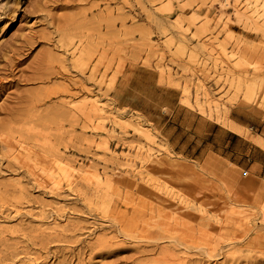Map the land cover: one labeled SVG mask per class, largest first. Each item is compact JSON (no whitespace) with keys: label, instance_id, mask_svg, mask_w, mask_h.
<instances>
[{"label":"rangeland","instance_id":"374dc122","mask_svg":"<svg viewBox=\"0 0 264 264\" xmlns=\"http://www.w3.org/2000/svg\"><path fill=\"white\" fill-rule=\"evenodd\" d=\"M157 75L190 116L161 114ZM245 113L264 114V0H0V264H264V182L222 153L227 130L258 144Z\"/></svg>","mask_w":264,"mask_h":264},{"label":"crops","instance_id":"0c3cea01","mask_svg":"<svg viewBox=\"0 0 264 264\" xmlns=\"http://www.w3.org/2000/svg\"><path fill=\"white\" fill-rule=\"evenodd\" d=\"M147 88L151 91L160 93L156 104L161 109V114H166L168 116H176L177 114L190 116L178 111L181 98L180 91L175 87L161 84L158 75L149 82ZM123 107L131 108V105H123ZM134 110L141 112L138 108H134ZM143 114L144 116H153L151 113ZM243 117H245V126L254 134L253 139L258 136V138L263 141L264 114L245 113ZM213 130L214 128L210 131V136L213 135ZM236 144L243 145V150L240 152L238 151L239 154L234 157L236 152L234 145ZM223 148L222 153L226 155V158L229 160H236L237 165L244 168L245 173L250 178H253L255 182L258 183L264 182V141L262 145H259L246 136L244 137L231 130H227V137Z\"/></svg>","mask_w":264,"mask_h":264},{"label":"bare ground","instance_id":"6f19581e","mask_svg":"<svg viewBox=\"0 0 264 264\" xmlns=\"http://www.w3.org/2000/svg\"><path fill=\"white\" fill-rule=\"evenodd\" d=\"M237 16L240 17H245V15L243 13H240L238 10L235 11ZM247 20L250 18H246ZM70 44L73 43V41L70 39ZM77 48L72 52V55L70 56L72 58V60H74L76 63L82 64L84 65V59L82 58V53L80 52V54L78 55L77 52ZM160 72L163 74L164 72L162 70H160ZM95 76V73H93V77ZM87 94V93H86ZM86 96V95H85ZM85 102H88L90 104V113L93 114L94 116H103V114L105 113V109L104 107H102V101L98 99V97L94 96L93 93L88 94L85 98H84ZM115 124H117L115 122ZM141 126V125H140ZM138 129V128H137ZM141 129H144V127H141ZM137 131V130H136ZM138 132L139 129H138ZM260 137V136H259ZM254 140L258 143V144H263L262 139L258 138V136L256 138H254ZM156 145L159 146V144H156V141L152 140L149 136H147V143L144 146H141V150L144 149L145 152V157L141 159V163L143 164L144 162H146L148 165H161L162 161L160 159L161 154H163L161 152L160 149H158L156 147ZM140 150V151H141ZM164 155V154H163ZM72 162V161H71ZM70 161H67L66 163L61 161V165H63L65 167V169L69 172V174L74 173V165L72 163H74V161L71 163ZM35 167V166H33ZM85 167V166H84ZM89 167V169H88ZM85 167V169L82 167V173H86L87 176H91V178L94 179L95 181V191L93 192L92 195L98 197V198H104V199H109V195H112L115 193V195H119L120 197V193L118 191V189L116 188H112L109 184L112 182L114 177H107L105 174H102L98 171V169H90L91 166ZM93 167V166H92ZM131 167V166H128ZM127 167V168H128ZM133 167V166H132ZM153 167V166H152ZM87 168V169H86ZM35 168H33L34 171ZM132 169V168H131ZM128 173V172H126ZM73 175V174H72ZM129 175V174H127ZM126 175V176H127ZM135 176H138L139 178H142V173L141 172H137L135 174ZM136 178V177H135ZM138 178V179H139ZM132 180V178H131ZM124 183V182H123ZM137 184V183H136ZM110 189H113V193H110ZM130 193V191H129ZM123 195V194H122ZM123 197V196H122ZM110 208V207H109ZM108 211V210H107ZM115 213V212H114ZM3 230V229H2ZM54 230V229H53ZM52 231V229H51ZM56 230H54L53 232H55ZM3 232V231H2ZM1 233V232H0ZM52 234V232H51Z\"/></svg>","mask_w":264,"mask_h":264}]
</instances>
